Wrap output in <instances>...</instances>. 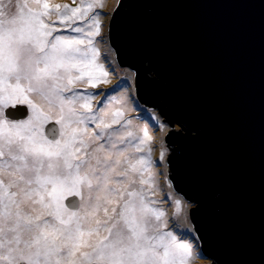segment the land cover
Masks as SVG:
<instances>
[{
	"label": "snow or ice",
	"instance_id": "obj_1",
	"mask_svg": "<svg viewBox=\"0 0 264 264\" xmlns=\"http://www.w3.org/2000/svg\"><path fill=\"white\" fill-rule=\"evenodd\" d=\"M23 5L10 27L0 23V145L34 133L28 136L31 151L61 159L67 175L46 177L42 190L30 182L25 187L0 147V264H17L23 256L20 233L49 218L57 226L41 229L36 241L47 264H146L148 245L157 238L141 223L146 216L164 220L158 235L170 258L166 264H190L196 239L191 205L169 192L186 220L182 227H169L166 205L156 198L160 173L148 124L127 116L136 107L132 90L119 81L108 89L112 95L99 88L109 83L116 53L105 45L102 56L98 0H80L75 7L50 0H23ZM53 127L55 138L47 135ZM127 148L137 157L136 191L119 184ZM26 203L33 205L30 212ZM121 225L126 238L118 231ZM23 258L32 264L31 256Z\"/></svg>",
	"mask_w": 264,
	"mask_h": 264
},
{
	"label": "water",
	"instance_id": "obj_2",
	"mask_svg": "<svg viewBox=\"0 0 264 264\" xmlns=\"http://www.w3.org/2000/svg\"><path fill=\"white\" fill-rule=\"evenodd\" d=\"M111 28L139 101L179 125L172 184L207 264H264V0H120Z\"/></svg>",
	"mask_w": 264,
	"mask_h": 264
},
{
	"label": "clouds",
	"instance_id": "obj_3",
	"mask_svg": "<svg viewBox=\"0 0 264 264\" xmlns=\"http://www.w3.org/2000/svg\"><path fill=\"white\" fill-rule=\"evenodd\" d=\"M23 0H0V23L5 27H10L12 22L15 21L19 15L20 10L23 8ZM35 135L25 134V138L13 141L11 143H4L0 145L7 160L11 157L10 162L15 166L14 172L17 177H22L24 186L27 187L29 182L31 187L35 189L37 186L43 189V181L46 177L51 175L66 176L67 172L64 167V163L61 159H51L42 156L35 155L29 146L28 136ZM47 135L51 138H55L57 135L56 129L49 128ZM123 167L119 170L120 174L123 175V179L119 184L131 191H136L139 187V176L132 165L137 159L134 150L127 148L121 153ZM158 199V193L156 194ZM70 206L77 204L76 200L69 202ZM164 207V205H161ZM33 205L31 203L25 204V211H31ZM167 213L166 219L167 224L171 227L174 223L178 226H184L186 220L183 218L182 213H177L175 206L166 207ZM141 223L145 226L149 237H157L151 241L148 245L149 252L147 256L146 264H166L169 258L166 249L160 244L159 233L164 227V220H157L153 216L140 217ZM56 221L53 218H49L46 223H42L39 228H25L20 233V249L23 256H31L32 264H47L46 259L41 253L39 245L36 243L37 238L41 229L54 228L56 227ZM125 238L129 235L124 225H121L118 230ZM37 253L41 254L39 261L36 260ZM23 256L17 261V264H27Z\"/></svg>",
	"mask_w": 264,
	"mask_h": 264
},
{
	"label": "rangeland",
	"instance_id": "obj_4",
	"mask_svg": "<svg viewBox=\"0 0 264 264\" xmlns=\"http://www.w3.org/2000/svg\"><path fill=\"white\" fill-rule=\"evenodd\" d=\"M120 0H98V7L94 11H98L101 13V35L98 37L99 46L101 48V53L103 56V48L105 45H110L113 51L116 53V65L114 69H110L109 75V83L101 84L99 86L100 89H104L106 91V95H112L113 93L108 91L112 85L117 84V82H121L125 86V90L131 89V98L135 101L136 107L134 110L129 111L127 116L133 119L136 123L143 125L145 122L148 124V133L149 136L152 137L149 147L151 148V156L155 162V166L160 173V191L158 192V199H160L166 207H171L172 203L168 198V193L172 192L173 195L179 194L183 196L178 189L175 190V187L172 184V164L169 162V157L171 155V145L168 144L166 138L170 134V127L179 126L178 124H171L159 115L157 112L143 104L139 101V87L136 88V81H139V71H135L130 67L120 64L117 61V52L116 46L114 47V41L110 39L109 30L112 32V28L110 29L111 20L113 18L114 12L119 6ZM51 3H59V4H68L70 7H75L79 4L80 0H50ZM119 16V15H118ZM112 35V33H111ZM115 39V37H113ZM113 44V45H112ZM119 52V49H118ZM111 72L113 75H111ZM140 117L141 119H137ZM156 117V118H154ZM164 152V159H160V153L162 150ZM165 176L167 179H165ZM171 183V189H169L168 185ZM184 200L188 202L191 206L194 204V201L189 200L183 196ZM190 208V207H189ZM189 208L187 209L188 213H190ZM190 221L191 217L189 214ZM193 224V223H192ZM193 236L196 238L193 240V250L194 255L190 260V264H207L209 261V257H204V254L200 255L198 253H203L201 248V242L199 238L198 232L195 230L193 232Z\"/></svg>",
	"mask_w": 264,
	"mask_h": 264
},
{
	"label": "trees",
	"instance_id": "obj_5",
	"mask_svg": "<svg viewBox=\"0 0 264 264\" xmlns=\"http://www.w3.org/2000/svg\"><path fill=\"white\" fill-rule=\"evenodd\" d=\"M126 4H127V0H126ZM147 72V71H146ZM148 73V72H147ZM150 81L151 82H155L156 81V78L154 77V76H152V77H150ZM150 84V88L152 87V84L151 83H149ZM151 90V89H150ZM147 97H149V98H153V95H152V92H151V95L149 94H147ZM155 104V103H154ZM156 105V104H155ZM174 167V166H173ZM174 169V173L176 172L175 170V168H173ZM176 174V173H175ZM175 178H176V175L174 176ZM177 179V178H176ZM178 180V179H177ZM176 180V181H177ZM203 226H204V228L206 229V230H210V231H212V228H211V226H210V224H209V222H204V224H203ZM226 261H228V257H225V258H223L222 260H221V258L219 259V263H225Z\"/></svg>",
	"mask_w": 264,
	"mask_h": 264
},
{
	"label": "bare ground",
	"instance_id": "obj_6",
	"mask_svg": "<svg viewBox=\"0 0 264 264\" xmlns=\"http://www.w3.org/2000/svg\"><path fill=\"white\" fill-rule=\"evenodd\" d=\"M111 75H113V73L111 72ZM115 77V75H113ZM127 86V85H124V87Z\"/></svg>",
	"mask_w": 264,
	"mask_h": 264
}]
</instances>
